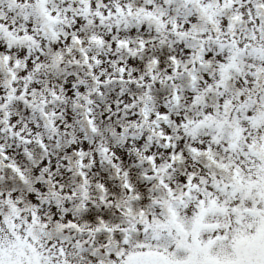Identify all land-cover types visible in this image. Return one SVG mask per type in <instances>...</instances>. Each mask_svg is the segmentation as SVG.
Listing matches in <instances>:
<instances>
[{"label": "snow or ice", "instance_id": "obj_1", "mask_svg": "<svg viewBox=\"0 0 264 264\" xmlns=\"http://www.w3.org/2000/svg\"><path fill=\"white\" fill-rule=\"evenodd\" d=\"M0 264H264V0H0Z\"/></svg>", "mask_w": 264, "mask_h": 264}]
</instances>
